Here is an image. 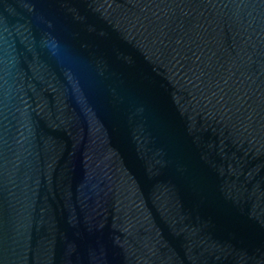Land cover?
<instances>
[{
	"label": "water",
	"instance_id": "1",
	"mask_svg": "<svg viewBox=\"0 0 264 264\" xmlns=\"http://www.w3.org/2000/svg\"><path fill=\"white\" fill-rule=\"evenodd\" d=\"M0 264H264V0H0Z\"/></svg>",
	"mask_w": 264,
	"mask_h": 264
}]
</instances>
